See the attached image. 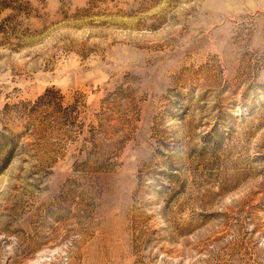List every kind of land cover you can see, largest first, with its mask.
Returning <instances> with one entry per match:
<instances>
[{"label": "rangeland", "instance_id": "374dc122", "mask_svg": "<svg viewBox=\"0 0 264 264\" xmlns=\"http://www.w3.org/2000/svg\"><path fill=\"white\" fill-rule=\"evenodd\" d=\"M0 133V264H264V0H0Z\"/></svg>", "mask_w": 264, "mask_h": 264}, {"label": "trees", "instance_id": "16d2710c", "mask_svg": "<svg viewBox=\"0 0 264 264\" xmlns=\"http://www.w3.org/2000/svg\"><path fill=\"white\" fill-rule=\"evenodd\" d=\"M50 93H51V90H48V92H47L45 95H43V96L41 97V100H43L44 98L48 97V95H49ZM43 101H44V100H43ZM47 101H48V99H47ZM38 106H39V105H38ZM36 110H38V107L29 110L28 113H29V114H30V113H34V112H36ZM0 139H2V140L0 141V149H3V148H4V145H5V141H4V140L7 139V136L5 135V133H4V134H3V133H0ZM6 162H7V159L4 160V163H5V164H6ZM1 168H3V166L0 167V170H1Z\"/></svg>", "mask_w": 264, "mask_h": 264}]
</instances>
